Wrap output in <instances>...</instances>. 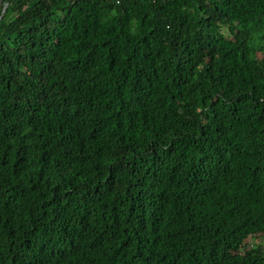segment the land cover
Wrapping results in <instances>:
<instances>
[{
  "label": "trees",
  "instance_id": "1",
  "mask_svg": "<svg viewBox=\"0 0 264 264\" xmlns=\"http://www.w3.org/2000/svg\"><path fill=\"white\" fill-rule=\"evenodd\" d=\"M4 4L0 264H264V0Z\"/></svg>",
  "mask_w": 264,
  "mask_h": 264
},
{
  "label": "rangeland",
  "instance_id": "2",
  "mask_svg": "<svg viewBox=\"0 0 264 264\" xmlns=\"http://www.w3.org/2000/svg\"><path fill=\"white\" fill-rule=\"evenodd\" d=\"M246 243L251 246V245H260L261 247L263 246V238L259 235H254L251 237H248L246 240Z\"/></svg>",
  "mask_w": 264,
  "mask_h": 264
},
{
  "label": "water",
  "instance_id": "3",
  "mask_svg": "<svg viewBox=\"0 0 264 264\" xmlns=\"http://www.w3.org/2000/svg\"><path fill=\"white\" fill-rule=\"evenodd\" d=\"M5 7H6V4L3 5L0 16H1L2 12L4 11Z\"/></svg>",
  "mask_w": 264,
  "mask_h": 264
}]
</instances>
